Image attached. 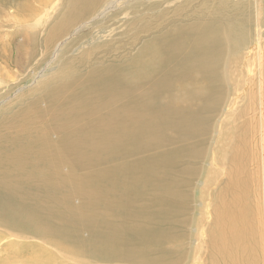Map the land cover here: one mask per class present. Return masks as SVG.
<instances>
[{"label":"rangeland","instance_id":"rangeland-1","mask_svg":"<svg viewBox=\"0 0 264 264\" xmlns=\"http://www.w3.org/2000/svg\"><path fill=\"white\" fill-rule=\"evenodd\" d=\"M75 2L0 0V146L23 134L20 148L41 149L39 156L55 150L54 172L50 163L27 160L23 171L40 178L33 174L32 188L20 185L38 188L43 198L49 181L59 187L55 198L33 203L39 218L0 214V264H218L208 260V240L231 199L225 169L234 141L223 133L248 120L249 93L259 96L253 51L260 44L264 57V0H89L93 7L60 27L62 7ZM219 10L222 19L210 25L201 52L203 74L187 62L182 73V23L200 29ZM229 30V44L219 45L218 32ZM187 33L184 45L192 42ZM209 76L219 100L198 132V98ZM94 81L98 93L84 105L83 90ZM240 172L235 212L243 209ZM64 196L63 206L56 199ZM174 198L178 203L169 207ZM246 213L235 223L254 231L255 262L264 264L260 224L255 212ZM98 214L106 215L105 227ZM159 228L164 237L154 245L138 236L139 229Z\"/></svg>","mask_w":264,"mask_h":264},{"label":"bare ground","instance_id":"bare-ground-1","mask_svg":"<svg viewBox=\"0 0 264 264\" xmlns=\"http://www.w3.org/2000/svg\"><path fill=\"white\" fill-rule=\"evenodd\" d=\"M88 1L89 0H76V2L72 6L62 7V9L64 8V10L62 13L60 12L61 14H59V16H58V17L61 16V18L63 17L62 23L59 24L60 27L67 25L68 23L73 21L75 19V16H73V14L77 10H78L77 14L81 18L87 12L88 9H90L91 7H93V5H95L93 3H92L93 5L88 4L87 3ZM241 3L242 2L240 1L239 10L237 13L238 15L243 10V5ZM214 5L215 4H211V8L213 9L212 11H215ZM262 9L264 10V8H262ZM214 13H216V12H213L211 14V16L209 18H207L202 23L200 29H193L189 23H187V24L182 23V25H183L181 27V31L183 32V35L181 36V43H182L181 72L182 73L184 71H186V72L189 71V70H185L189 66L187 63H189L191 66L190 71L196 70L199 73L203 74L204 69H205V62L202 61V63H200V58H201L202 49H205V42H206L208 33L211 30L210 25H213L215 28V26H217L218 23L220 22V20L222 19V11L219 10L218 14H214ZM58 23H59V21H58ZM59 28H56V30ZM187 32L193 33V35L191 34L193 36V38H192L191 43H189L188 45H184L183 44L184 40L189 39L186 36V35H188ZM48 33H49V31H48ZM204 33H205V36L203 35ZM232 35H233V32L231 30H229V34L225 31H219L218 35L216 37V41L219 45L229 44V41L231 40ZM209 44H210V42H209ZM254 47H255V49L257 48V50L253 51V53H254V56L256 57V61H257V64L259 66V69H258V83H259V85H258V89L256 91V94L259 96L252 95L251 92L249 93V101H251V105H250L251 107H250V112H249V106L247 107V112L249 113L248 114L249 115L248 120L246 119L245 121L241 122L238 126H235L231 133L228 130L229 128L227 129L228 131L224 130V133H223V135H226L225 138H227L228 140L231 139L234 141L232 144H230L231 145L230 151H229L230 154H228L229 155L228 156L229 163H227L228 170L225 169L227 171L226 183L229 185V191H230L231 199H229L230 201L228 204H225V207L223 206L224 207L223 209H225V211H224L225 212V219H224L223 223H219V225L221 224V226H220V228H218L219 230L216 229V231H214L215 234L213 232V235H212V231L214 229L212 230V228H211V234H210L211 236L209 237V240H208V242H209L208 245H209L210 252H211L208 260H209V262L210 261L216 262L218 259V264H258L259 263V261L255 262V260H258V256L256 254H254V245L256 244L255 233H254V231L251 232V229L247 228V223H243V224L241 223V225H236L235 222L237 219V214L240 217L245 218L246 215L248 216V214L246 213L247 211H249V213H251L252 211L255 212V215H256L255 221H257L260 224V228H261V229L259 228L260 230L258 231V240H261V242H262L261 246H263V244H264V116H263L264 112L262 111V108L264 105V101H262V100H264L263 99L264 98V57L262 56V54L260 52V50L262 48L260 46V44H255ZM197 63L200 66H198ZM256 78H257V76H256ZM207 80H208L207 86L204 85V86H206L205 87L206 93L205 94L199 93V98H198L200 100V103H199L198 109L196 111V120H195V124H196L198 132L200 130L204 129V127H205L204 125H206L210 116H212L213 109L215 108L217 101L219 100L218 99L219 96L217 93L218 87H216L214 85V84H217L216 80L211 78L210 76L207 78ZM87 87H85V89L83 90V93H82L84 105H86L87 101L90 98L96 97V95L98 93L97 84L95 83V81L90 83V86L88 88ZM205 89H203V90H205ZM52 91L53 92L51 93V95L55 96L54 90H52ZM204 92L205 91H203V93ZM256 106H257L258 112H256V110H255ZM48 109H50V108L47 107L46 111ZM50 111H53V114L55 113V103H54L53 108L50 109ZM251 113H253V114H251ZM36 118H37V116H36ZM256 118L260 119V121H261V125H260L261 127H259L260 128L259 130H258L257 125L254 123V122H258L255 120ZM49 126H50V124H49ZM231 128H232V125H231ZM52 130H54L53 127H52ZM38 132H40V130ZM36 134H34V136ZM19 135H23V134H18L13 139L7 140V142L13 141V143H16L14 150H12V151L7 150V146H8L7 142L5 145L0 146V214H4L6 216V219H12V220L14 218H28V217H32V216L33 217L41 216V214L37 215V210H36L37 208L35 209V206H33V203L35 202V205L37 206L36 202L38 200L46 199L47 201H50L51 200L50 198H55V190H57L59 188L58 187L57 189H54L53 185H55L56 183L54 184V181H49V183L46 187L47 188L50 187L51 189H45L44 188L45 189L44 191L45 192L47 191L45 198H43L44 197L43 195H40L37 197V194L39 192V190H37L38 188H36V189L33 188L34 191L23 189V187L20 184L24 183V182H26V183L33 182L34 178H35L33 176V174L40 178V174L36 175L35 172H33V171H32L33 174L30 172H27L25 170H24L25 172L23 171L22 167L27 165L26 164L27 162H25V161L29 160V162L32 165H34L37 163L36 160H38L39 163H43L42 167L44 166V168H46L49 163L51 165H53L51 160H54V153L53 152L55 150L54 151L46 150L49 147L48 146L45 149L47 152L43 151L44 156H39L41 154V153H39V150H41V149H39L38 151H34L35 148H33V149L30 148V149L26 150V149H23V147L20 148L18 146V144H21V143L17 142V141H19L18 139H20ZM39 135L40 134H38V136ZM25 136H27V135L25 134ZM25 136H23V137H25ZM34 136H33V138H34ZM27 137H29V136H27ZM30 137H32V136H30ZM49 139H51V138H49ZM220 139H221L220 142L224 143V141L222 142V138H220ZM31 141H32V139H31ZM41 141H44V140H41ZM46 142H44V143H46ZM49 143H51V140ZM49 143L48 144L46 143V144L49 145ZM9 144H11V143H9ZM222 145H221V148H223L225 144H222ZM226 146L227 145H225V147ZM51 149H53V148L51 147ZM227 151H228V149H227ZM41 152H42V150H41ZM32 154L39 156V157H33ZM194 156H196V155H194ZM24 162H25V165H24ZM27 166H29V163ZM225 166H226V163H225ZM51 168L52 167L50 166V169ZM24 169H26V168H24ZM36 169H35V171H36ZM240 171H242L243 174H245L244 178L242 179V187L240 189V203H241V205H243V209L235 212L234 209L237 205L236 199H238L237 198L238 197L237 196V188L239 186L238 182H237V175ZM53 172H54V165H53ZM92 173H94V172L92 171ZM42 179L48 180V179H50V176L46 175L45 178L43 177ZM31 184L32 185H30L29 187L33 186V184H35V183H31ZM41 184H43V183H41ZM58 184H59V182H58ZM40 191H42V190H40ZM219 191L220 190H218V192ZM221 192H223V191H220V193ZM47 193H49V194H47ZM48 195L50 197H48ZM216 195H217V192H216ZM220 195H223V194L221 193ZM220 195L218 194V196H220ZM218 196H216V198ZM26 197L29 198V200H28L29 202L27 201L25 203ZM226 197H227V194H226ZM67 200L68 199L65 196L63 199H60V198L56 199L57 203L62 204L63 206L65 205ZM168 202L171 204L168 206L172 207V205L174 206L178 203V200H176V198H174L173 200H170ZM212 202H213V200H212ZM219 206L220 205H218V206L216 205L215 207H218L217 209L219 210V208H220ZM96 210H97V207H96ZM217 211L214 209L215 216H216V214L217 215L220 214L219 212H218L219 213L218 214ZM66 212H67L66 216L70 217L69 218V220H70L71 219L70 214H73L72 208ZM103 212L105 213V211H103ZM42 213H43V211H42ZM221 213H222V211H221ZM106 215H107V213H106ZM106 215L103 214V216H102V215L98 214L99 219L102 220L101 224L103 226H104V220H105ZM221 216H223V215H221ZM216 217H218V216H216ZM218 218H221V217L219 216ZM218 218H217V220H218ZM67 220H68V218H67ZM252 221L253 220L251 219L250 225H252ZM67 222L69 223V221H67ZM216 224H215V226H216ZM213 225H214V223H213ZM219 225H217V227ZM217 227H215V228H217ZM136 233H138V232H136ZM135 236H137V235H135ZM138 236H140L141 240L144 239L145 237L150 238L149 244L153 242V245H154L155 241L156 242L158 241L157 240L158 237L159 238L164 237V230L159 228V229H155L153 231L150 230V232L149 231L140 232V229H139V235ZM212 236H214V237H212ZM216 237H217V239H216ZM126 244H128V243H126ZM129 244L132 245L130 243V240H129ZM135 249L136 248H130V249H128V252L129 251H135ZM263 253H264V249H263ZM130 254H131V252H130ZM132 254H133V252H132ZM214 258H216V261L214 260Z\"/></svg>","mask_w":264,"mask_h":264}]
</instances>
